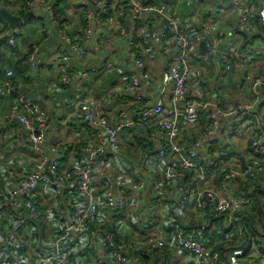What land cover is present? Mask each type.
<instances>
[{
    "label": "built area",
    "instance_id": "2783aa9c",
    "mask_svg": "<svg viewBox=\"0 0 264 264\" xmlns=\"http://www.w3.org/2000/svg\"><path fill=\"white\" fill-rule=\"evenodd\" d=\"M54 1L25 0L26 13L32 12L38 23L43 17L49 18L51 25L48 27L49 30H46L47 34H50L53 29H59L62 42L58 47V57L55 58L57 63L62 66L71 57L83 62L87 48L83 43L73 42L65 27L55 25ZM148 1L92 0L97 17L89 10L85 13L87 19L95 17L97 20L106 18L111 11L119 15V18H122L125 13L128 14L131 30L127 37V46H132L136 37L145 29H149L144 26L148 17H155L162 22L167 20V26L158 31L155 39L169 57L167 69L161 77L158 89L143 110L133 115L120 110L115 123H111L105 115L98 112L93 104L86 102L79 104L81 119L91 126L98 144L81 149L79 155L85 157L83 163L77 168L65 171L62 178L65 183L75 186L79 194L84 197L86 203L84 211L79 220L69 221L64 225L63 231L55 239L52 254L35 256L33 261L27 262L8 249L1 248L0 264H50L59 256L60 247L75 233L87 229L89 224L92 225L91 243L99 245L101 249V254L95 258L94 264L132 263L129 259L128 247L120 248L115 234L91 219L92 207L97 203L96 190H92L91 187L93 170L105 164L107 158L103 153L108 145L118 141L122 129L132 126H139L144 132L149 130V139L154 144L158 156L168 163L166 174L152 178L148 176L151 184L157 186L175 183V189L179 192L175 202L176 215L179 217L174 220L175 224L177 223L175 229H170L168 235H160L156 229L150 227L144 243L145 248L149 252H162L170 246V252L174 256H177L178 252H183L193 257L196 264H264V235L261 233L246 235L240 253L230 256L225 251L206 247L199 240L185 234L178 226L181 223L187 224L185 220L191 213L201 216L208 212L216 220L222 216L225 217V219L222 218L224 223L222 229L226 236H230L229 230L233 229L241 237L245 234V227L238 214L251 205V199L244 193L237 192L238 183L253 181L264 185V161L253 159L243 167L240 164L242 162L240 158H235V161L231 163L230 149L229 153L228 149L223 151L222 148V153L210 151L218 148L217 143L214 142L216 140L223 145L238 143L240 146L238 154L243 155L244 158L247 157L246 151L250 149L247 152L248 155L259 154L264 160V76L252 71L244 73L242 81L249 99L246 96V101L238 102L232 108H226L218 100H214L208 86L199 87L192 93H189L187 89L191 71L199 66L213 67L217 71L216 76L225 79L233 68L250 67L260 58L263 59V45L242 46L241 44L242 33L247 31L258 15V6L248 0H231L230 9L225 10L223 17L228 16L230 12L236 14L235 30L240 36L230 39L220 49L218 46L220 35L216 40V22L203 23L199 31L190 37L187 28L179 23L178 13L175 10L169 11L164 4L158 5ZM186 1L189 0H174L179 5ZM198 1L199 5L208 2V0ZM261 1L264 4V0ZM84 4L83 0H79L78 7H72V13L68 8L67 13L73 16L75 14L76 17L80 16L84 12L82 8ZM167 15L170 17L167 18ZM19 27L20 25L11 32L7 30L0 33V43L6 42L14 47L20 35ZM89 34L90 31H86L84 36L87 37ZM5 37L6 39L2 41ZM202 42H204L206 54L199 51L198 46ZM214 55H219L220 63L214 64L212 59ZM26 63L33 69L39 66L37 44L32 46ZM62 68L65 69V67ZM105 68L110 69L111 64H107ZM92 71L91 66L85 67L80 78L87 80ZM13 75L12 70L5 72L0 82V95L18 96L22 110L17 118L26 130L27 138L35 143H41L45 140L43 126L48 119L47 113L40 109L32 97L19 93L12 79ZM75 78L74 74H65L61 78V83L68 85ZM151 80L152 76L146 62L133 57L132 71L124 83L125 90L137 93L136 99L140 101L142 95L138 92ZM185 129L196 132L195 139L189 145L181 142ZM230 136H234V141L230 139ZM204 138H210L211 146H204L202 142ZM228 147L231 148L230 145ZM56 152L57 148L51 147L50 154L54 155L53 159L46 155L40 156L24 173L13 168L7 169L4 173L0 172V187H4L0 195L7 198L4 202L0 200V210L2 205H6L10 211L0 213V223L6 227L10 237L20 240L27 233L31 221L37 218L36 208L29 198L33 191L41 185L44 187L59 183L61 176L58 174ZM148 185L149 180L141 174L129 189L117 192L107 186L101 197L103 199L101 207L108 212L125 213L128 217H132L135 210L128 208L129 200L142 201ZM20 207L26 211V216L20 215ZM145 211L151 218L149 224H153L154 218L160 217L161 205L157 196L149 201ZM64 212L63 208L55 210L59 217H62ZM30 219L32 220L29 221ZM191 223L193 222H189L188 225ZM144 225L146 227L147 223Z\"/></svg>",
    "mask_w": 264,
    "mask_h": 264
},
{
    "label": "crops",
    "instance_id": "0c3cea01",
    "mask_svg": "<svg viewBox=\"0 0 264 264\" xmlns=\"http://www.w3.org/2000/svg\"><path fill=\"white\" fill-rule=\"evenodd\" d=\"M61 1L65 11L61 25H64L73 42L83 43L87 48L83 62L75 60L74 57L62 66L56 62L55 58L58 57V47L62 40L59 29H53L47 35L46 30L51 25V21L45 17L43 19L47 23L46 34L41 29L40 22L29 19L28 22L20 25L22 27H19L20 37L14 46V52L5 55L0 51V82L7 70L14 71V83L19 93L32 97L48 116L43 126L45 140L35 143L27 138L26 130L17 118L22 110L18 96L0 95V172L4 173L7 169L13 168L24 173L40 156L46 155L53 159L54 155L50 154V148L55 146L58 174L61 176L57 185L44 187L41 185L29 197L36 208L37 218L31 221L27 233L20 240L10 237L6 227L0 223V249H8L27 262L33 261L35 256L52 254L55 239L63 231L64 225L69 221L79 220L84 211L86 204L84 197L77 189H72L75 186L65 183L62 178L65 171L77 168L83 163L85 157L79 155L81 149L98 144L91 126L81 119L79 104L81 102L93 104L97 111L105 115L111 123H115L120 110L127 111L129 115L143 110L158 89L169 58L168 54L164 53L163 47L155 41L158 31L167 26L164 21L148 17L144 26L149 29H145L138 35L132 46H127L126 41L131 30L128 14L125 13L122 18H119V15L111 11L106 18L97 20L96 10L93 11L89 7V5L94 7L92 0H83L84 12L76 17L75 14L74 16L71 14L72 7L77 8L79 0ZM154 1L158 5L165 4L169 11L175 10L178 13L179 23L187 28L190 37L199 31L203 23L214 22L217 23L216 40L220 35L218 44L220 49L230 39L240 36L235 30L236 14L230 12L228 16L223 17L225 10L230 9L231 0H208L204 5H199L197 0H189L185 2L187 4L182 10L174 0ZM248 1L258 6V18L252 21L244 32L246 38L241 37V44L248 46L261 44L264 47V39L260 37V35L264 36V4L261 0ZM168 2L169 4H166ZM68 8L71 9L70 14L67 13ZM87 10L95 15L93 19H87L85 13ZM3 23L10 31L9 25L5 22L0 21V28ZM86 31H90L87 37L84 36ZM32 41H38L39 46V66L36 69L22 61L27 52H31L28 47ZM133 57L144 60L152 76L148 84L150 86L144 85L138 92L142 95L140 101L136 99L137 93L127 92L124 88L127 76L133 68ZM212 59L214 64L220 63L219 55H214ZM107 64H111L110 69L105 68ZM87 66H91L93 71L90 72L87 80H82L80 75ZM18 68L20 71L17 70ZM247 71L264 76V56L250 67L233 68L225 79L216 76L217 71L213 67L194 68L191 71L187 89L189 93H192L199 87L208 86L214 100H218L226 108H232L233 106L227 107V101H236L238 104L243 102L246 96L249 99L242 81ZM68 73L76 75V78L68 85H64L61 83V78ZM147 133L139 126L125 127L118 141L105 149L103 154L107 161L104 165L97 166L92 173L91 187L92 190H96L97 203L92 207L91 219L114 231L120 248L128 247L129 259L132 262L130 264H196L193 257L183 252H178L177 256L168 252L170 246L167 247V252L160 256L149 252L144 246L150 227L156 229L160 235L169 234L176 220L175 202L179 193L175 189V183L157 186L151 184L149 177L166 174L168 163L160 159L154 144L153 149L149 147ZM185 136L183 134L181 142L187 145L191 137L186 134ZM230 139L234 140V136H230ZM202 142L204 146H211L210 138H204ZM234 145L235 147L230 145L231 148H227L228 153L229 149L232 153V157L229 158L231 163L235 161V158L241 160L244 158L243 155L238 154L240 146L237 145L239 144ZM64 148L66 150H61ZM47 174H49L48 170ZM141 174L149 180V185L142 201L129 200L128 208L135 210L132 217H128L125 213L108 212L102 209L101 197L107 186L117 192L129 189ZM99 188L101 190L98 191ZM3 191L2 186L0 194ZM256 195L264 211V203L260 199L264 197V194ZM155 196L160 200L161 215L153 219V224H149L151 218L145 210L149 201ZM0 200L4 202L7 198L0 195ZM1 207L0 213L10 212L6 205ZM59 208L65 209L62 217L55 213V210ZM20 215L26 216V211L23 209ZM185 222L189 223L188 217ZM145 223H147L146 227ZM87 230L83 229L75 233L69 241L65 242L60 247L59 256L50 264H71L70 261L72 264H94L95 258L101 254V249L99 245L91 243V234ZM259 231L261 235H264V226L260 227ZM224 237L232 238L226 237L225 234ZM215 242L211 238V244ZM242 244L232 246L228 244L224 251L230 256L238 255Z\"/></svg>",
    "mask_w": 264,
    "mask_h": 264
},
{
    "label": "trees",
    "instance_id": "16d2710c",
    "mask_svg": "<svg viewBox=\"0 0 264 264\" xmlns=\"http://www.w3.org/2000/svg\"><path fill=\"white\" fill-rule=\"evenodd\" d=\"M24 1L25 0H0V8L1 7L5 8L9 13H11L13 15L23 16L24 13H26V11H27L25 6H24ZM141 1L143 2L145 0H141ZM148 2H152V3L157 4L154 0H149ZM166 4H169V2ZM53 12H54V18H55V20H57L56 22L59 24L58 25L56 23L57 27L64 26V25H61V22L64 21V17H65L64 16L65 11H64V8L62 7V1L61 0H55L54 1ZM257 18L258 17H256L253 20V22L255 20H257ZM32 20H35L34 16L31 17L30 21H32ZM46 24L47 23L44 22V19H41L40 26H41V29L44 30V33H45V29H46ZM20 27H22V26H20ZM7 30H8L7 25L3 23L2 28H0V33L5 32ZM19 37H20V35H19ZM242 37L246 38L245 33H242ZM260 37H262L264 39V36L260 35ZM34 44H38V41H35V42L32 41L31 44H29V47H28L29 50L32 49V46ZM244 45L245 44L243 43L242 46H244ZM245 46H247V45H245ZM14 50H15V48L9 46L6 42L0 43V51L2 53H4L5 55L14 52ZM29 54H30V51H28L27 54L23 57V60H22L23 62L24 61L26 62V59L28 58ZM17 70L20 71L19 68ZM12 79L13 80L15 79V75H13ZM10 96H14V95H10ZM186 130L183 131V134H184V136L186 134V135L191 137L190 141L187 139L188 142L190 143L195 139L194 137L196 136V132H189L188 130L187 131ZM147 135H148V141H149L148 145L151 149H153L154 148L153 143L149 139V130H148ZM137 137H138V139H140L139 136H137ZM214 142H216L217 146H218V148H214V149L210 150L214 153H216V152L222 153L223 151H225V149H227V147L229 145H231V147H235L234 143H231V144L228 143V144L223 145L222 143L218 142V140H216ZM189 143L187 145H189ZM221 148L223 149V151L221 150ZM248 151H250V149H248ZM248 151H246L247 157L243 158L242 162L240 163L243 167L247 163L251 162L253 159L264 161L261 155H259V154L248 155L247 154ZM249 157H251V158L247 159ZM75 189H76V187H75ZM259 190L260 191L262 190V191L259 192ZM237 192H239V193L242 192L247 197H249L251 199V205L247 209H245L244 211H242L241 213L238 214L239 218L241 219V221L243 222L244 227H245V234H243L241 237H239L236 234L235 230L230 229L229 230L230 236H226V237H232V238H230V239L225 238L224 237L225 231H223V229H222V226L224 225L222 218L225 219V217L222 216L221 218H219V220H216L215 218H213V215H210V213H208V212H205V214H203V215L200 214L201 216H197L195 213L189 214L187 216L189 218V222H193L194 225L193 224L188 225V224H182L181 223L178 225L179 228L185 234L190 235L191 237L199 240L206 247H211V248H213L215 250H219L221 252H224V250L228 246V244H231V246H232V245H237V244L243 243V241L246 239V235L248 236L249 234L260 233L259 228L260 227L262 228L264 226V211H262V209L260 207L259 200H258L256 194L257 193L264 194V185L256 184L253 181L239 182ZM20 211L22 212V207H20ZM175 217H176V220L179 219V217H177V215ZM31 220L32 219H30L29 221H31ZM174 225L175 226L171 228L172 230L175 229L177 223ZM102 227H105V225H102ZM87 229L89 230V233H91L92 225L89 224L87 226ZM108 230H110L111 232L114 233V231H112L110 228ZM115 237H116V234H115ZM211 238L214 239L216 242L211 244ZM169 251H170V249L168 248V252ZM165 252H167V248H165L162 252L155 251L152 253L160 256V255H163ZM70 263L72 264V261H70Z\"/></svg>",
    "mask_w": 264,
    "mask_h": 264
},
{
    "label": "water",
    "instance_id": "95a60500",
    "mask_svg": "<svg viewBox=\"0 0 264 264\" xmlns=\"http://www.w3.org/2000/svg\"><path fill=\"white\" fill-rule=\"evenodd\" d=\"M89 7L93 11L96 10L95 7H93L91 5H89ZM32 16H33V13L32 12H27L22 17L14 16L11 13H9L6 9L0 8V21L1 22H5V23H7L9 25L10 32L14 28H16L17 26L22 25V24L28 22L29 19H31ZM169 17H170V15H167V18H169ZM165 23H166V25L168 24L167 20H165ZM5 39H6V37L3 38L2 41L5 40ZM199 51L202 54H206V48H205L204 42L200 43V45H199Z\"/></svg>",
    "mask_w": 264,
    "mask_h": 264
},
{
    "label": "rangeland",
    "instance_id": "374dc122",
    "mask_svg": "<svg viewBox=\"0 0 264 264\" xmlns=\"http://www.w3.org/2000/svg\"><path fill=\"white\" fill-rule=\"evenodd\" d=\"M198 1V0H197ZM185 4H187V3H183V4H181V5H179L178 7H179V9L180 10H182L184 7H185ZM198 4H199V1H198ZM178 12H179V10H178ZM247 100V97H244V101H246ZM237 102L236 101H234V102H232V101H227V107H231V106H234L235 104H236ZM234 141V140H233ZM238 147H239V145H237ZM260 199L263 201V203H264V197H260ZM193 219V218H192Z\"/></svg>",
    "mask_w": 264,
    "mask_h": 264
}]
</instances>
